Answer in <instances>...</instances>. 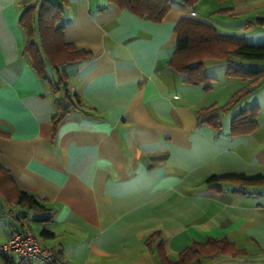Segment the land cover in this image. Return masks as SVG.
Here are the masks:
<instances>
[{
  "label": "crops",
  "instance_id": "1",
  "mask_svg": "<svg viewBox=\"0 0 264 264\" xmlns=\"http://www.w3.org/2000/svg\"><path fill=\"white\" fill-rule=\"evenodd\" d=\"M51 1L62 8L64 42L90 54L59 68L81 102L55 130L52 117L67 101L50 92L23 54L20 17L39 0H0V165L49 208L33 212L0 201V244L23 221L68 264H159V239L175 262L192 242L208 238H225L237 253L198 264H264V192L204 183L226 173L264 175V85L234 107L258 108L255 129L231 134L234 115L220 114L217 130L198 123L197 111L224 105L250 80L226 76L216 86L208 67L222 65L210 60L204 69L214 80L204 90L166 66L180 17L264 43V27L253 22L264 18V0H196L190 7L170 0L160 23L108 0ZM235 65L264 69L251 61ZM47 74L56 80L50 67ZM42 230L53 236H41ZM155 233L159 238L148 246Z\"/></svg>",
  "mask_w": 264,
  "mask_h": 264
},
{
  "label": "trees",
  "instance_id": "2",
  "mask_svg": "<svg viewBox=\"0 0 264 264\" xmlns=\"http://www.w3.org/2000/svg\"><path fill=\"white\" fill-rule=\"evenodd\" d=\"M63 2V0H57ZM121 9L145 18L154 23H160L171 9L170 0H108ZM185 6H192L196 0H180ZM224 1V0H217ZM228 10H218L216 13H227ZM62 8L51 0H39L37 5L27 6L20 17V23L26 33L23 54L28 57L32 68L38 77L46 80L50 92H62L67 106L52 117L54 130L69 109L80 104L77 93H71L68 87V76L59 68L65 64L83 61L90 57L88 52L76 50L72 45L64 42L63 29L59 26ZM254 24L264 27V18H257ZM176 36L175 47L166 66L184 76V81L193 85H203L204 90L210 89V82L214 79L207 76L204 62L210 60L225 61L229 65L225 76L250 80L246 87L235 92L228 102L217 107L212 105L197 111L198 123H206L215 129H220L219 115L227 113L241 102L245 96L251 94L264 83V69H246L235 65V61L264 60V43H248L243 38L233 35L219 34L215 28L203 21L180 17L174 28ZM50 67L56 75L52 81L47 68ZM258 108L252 106L240 110L230 121V133L241 134L252 132L256 125ZM204 183L210 187L219 183H235L241 188L260 187L264 192V175H245L241 173H226L212 175ZM0 198L7 205H16L33 212H47L45 207L34 195L20 190L11 174L0 165ZM48 219V218H46ZM41 236L48 238L53 234L47 230L41 231ZM159 233L152 234L146 244L159 238ZM158 252L159 264H198L202 259H214L218 255H235L233 244L225 238H208L204 242H192L184 248L175 262L166 257L162 240L155 245ZM3 257V256H2ZM3 264H15L12 259L3 257ZM21 263L23 262L20 260Z\"/></svg>",
  "mask_w": 264,
  "mask_h": 264
},
{
  "label": "built area",
  "instance_id": "3",
  "mask_svg": "<svg viewBox=\"0 0 264 264\" xmlns=\"http://www.w3.org/2000/svg\"><path fill=\"white\" fill-rule=\"evenodd\" d=\"M0 256L12 259L16 256L25 263L38 261L41 264H68L53 249L41 245L26 223L20 228L10 227L6 242L0 244Z\"/></svg>",
  "mask_w": 264,
  "mask_h": 264
},
{
  "label": "rangeland",
  "instance_id": "4",
  "mask_svg": "<svg viewBox=\"0 0 264 264\" xmlns=\"http://www.w3.org/2000/svg\"><path fill=\"white\" fill-rule=\"evenodd\" d=\"M174 1L175 0H171L172 3H174ZM177 1H179V0H177ZM179 3H180V1H179ZM187 11H189V9H187ZM251 62L252 63H256V64H258L260 66L262 65V67H264V60H252ZM218 63H220L223 68L222 67L219 68V66H209L208 67V73H209V75L215 77L216 80L214 82V85H216V86H219V85L222 86V85H224L226 83L225 82L226 81L225 80L226 79V76H225V72H224L225 62L221 61V62H218ZM225 71H226V69H225ZM262 85H264V83H262ZM218 91L219 90H216L215 93L218 92ZM220 94H222V92H219V95ZM246 97L247 96H245L244 99ZM260 99H261V101L264 100V94L261 95ZM239 110H242V109H235L233 107V108H231V110L228 111V113L231 114L230 116H232V115L235 116L239 112ZM0 201L3 203V201L1 200V198H0ZM22 223H25V222L22 221Z\"/></svg>",
  "mask_w": 264,
  "mask_h": 264
}]
</instances>
